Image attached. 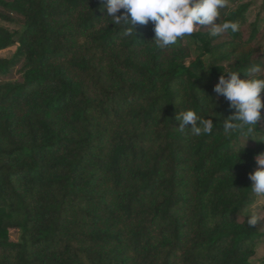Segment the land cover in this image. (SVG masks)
<instances>
[{"label":"trees","instance_id":"trees-1","mask_svg":"<svg viewBox=\"0 0 264 264\" xmlns=\"http://www.w3.org/2000/svg\"><path fill=\"white\" fill-rule=\"evenodd\" d=\"M0 6L25 18L17 37L0 26V51L18 44L0 75L23 60L22 80L0 83V264H252L260 223L239 215L257 198L260 149L224 133L235 109L214 91L224 62L252 61L240 30L219 44L194 33L187 63L185 37L157 49L151 21L125 37L102 0ZM205 94L220 114L195 137L177 115L207 116Z\"/></svg>","mask_w":264,"mask_h":264},{"label":"clouds","instance_id":"clouds-1","mask_svg":"<svg viewBox=\"0 0 264 264\" xmlns=\"http://www.w3.org/2000/svg\"><path fill=\"white\" fill-rule=\"evenodd\" d=\"M102 3L110 21L124 26L122 35L125 37H137V25L151 21L155 34L151 42L161 50L176 45L182 38L190 37L201 29H210V37H219L229 32L236 33L240 27L235 20L222 19V15H228V0H102ZM121 9L124 12L118 15ZM218 17L221 19L216 23ZM223 72L227 75L219 77L214 91L218 97L227 100L235 112L219 123L229 137H253L264 108V96L261 95L264 92V63L249 61L242 69ZM242 72L244 78L241 77ZM200 100L207 106V116L200 115L196 108L191 107L177 115L181 122L179 129L188 128L195 137L211 134L217 122L206 117L220 114L214 111L216 104L210 96L202 95ZM256 159L259 167L250 174L253 181L251 192L260 197L264 196V154H259ZM262 221L264 215L252 213L247 223L253 227Z\"/></svg>","mask_w":264,"mask_h":264},{"label":"rangeland","instance_id":"rangeland-1","mask_svg":"<svg viewBox=\"0 0 264 264\" xmlns=\"http://www.w3.org/2000/svg\"><path fill=\"white\" fill-rule=\"evenodd\" d=\"M228 5V15L242 8L245 9L243 13L244 20L239 24L242 40L244 42H249L250 47L253 49L251 60L264 63V0H228ZM0 12L5 13L9 17L8 20L0 18V26L8 29L17 37L25 28V18L1 6ZM220 19L221 18L218 17L215 22L219 23ZM198 32L206 34L207 37L213 41V44H219L232 39L229 33H225L219 37H210L208 34L210 29H201ZM90 33V31L80 33L79 44L85 50L92 52L93 50L89 48L91 45ZM185 43L189 51L182 53L181 56L184 62H192L201 54L200 47L193 36L185 37ZM17 47L18 44L16 43L0 51V57L11 58L17 50ZM203 58L208 60L207 55H204ZM22 63L23 60L17 64L8 75L5 76L1 74L0 83L22 80V75L19 72ZM234 63L235 59H232L230 62H224L223 64L226 70H229ZM241 77L244 78V75H241ZM218 80L219 78L215 82L217 83ZM261 95L264 96V92H262ZM252 135L253 137H249L248 139L246 136H241L240 138L243 142L258 147L260 149L259 154H264V108L261 109V118L258 121L257 130ZM258 167L259 165L257 163L256 170ZM252 213L264 215V196L257 197L256 200L239 215V218L243 220L245 216ZM260 231L262 236L258 241L256 255L251 259L252 264H264V221L260 223ZM20 234V230H12L11 239L18 241Z\"/></svg>","mask_w":264,"mask_h":264}]
</instances>
